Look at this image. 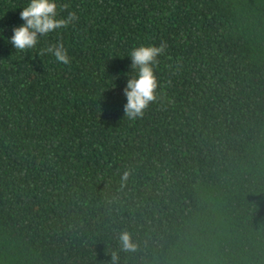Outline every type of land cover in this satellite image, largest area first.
I'll use <instances>...</instances> for the list:
<instances>
[{
  "label": "trees",
  "instance_id": "16d2710c",
  "mask_svg": "<svg viewBox=\"0 0 264 264\" xmlns=\"http://www.w3.org/2000/svg\"><path fill=\"white\" fill-rule=\"evenodd\" d=\"M56 2L79 19L21 51L30 0H0V264H264V0ZM161 41L129 120L130 53Z\"/></svg>",
  "mask_w": 264,
  "mask_h": 264
},
{
  "label": "clouds",
  "instance_id": "9594fccd",
  "mask_svg": "<svg viewBox=\"0 0 264 264\" xmlns=\"http://www.w3.org/2000/svg\"><path fill=\"white\" fill-rule=\"evenodd\" d=\"M56 0H30L28 6L20 12V19L24 23L13 28V35L10 42L16 50H26L33 48L41 36L67 27L79 19L75 12H69L66 18H60L57 12ZM62 7L67 8V5ZM4 31L0 28V34ZM168 44L161 41L156 45H141L134 48L131 53V68L135 75L129 77L123 93L127 98L124 105V116L129 120L143 118L145 111L150 104L158 99L159 81L155 74V67L160 63L159 57L164 55ZM51 53L57 62L68 65L70 58L68 51L62 42L50 45L47 49L42 50ZM131 175V170H125L121 176V186L127 183ZM118 240L120 250L125 252L137 251L139 245L134 241L132 234L127 230L119 233ZM119 256L117 252L111 253V264H118Z\"/></svg>",
  "mask_w": 264,
  "mask_h": 264
}]
</instances>
